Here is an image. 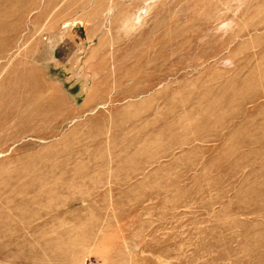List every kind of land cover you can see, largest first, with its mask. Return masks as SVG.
<instances>
[{"label": "rangeland", "instance_id": "rangeland-1", "mask_svg": "<svg viewBox=\"0 0 264 264\" xmlns=\"http://www.w3.org/2000/svg\"><path fill=\"white\" fill-rule=\"evenodd\" d=\"M0 264H264V0H0Z\"/></svg>", "mask_w": 264, "mask_h": 264}]
</instances>
